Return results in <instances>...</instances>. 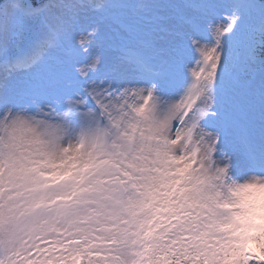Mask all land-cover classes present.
Instances as JSON below:
<instances>
[{
    "label": "snow or ice",
    "instance_id": "1",
    "mask_svg": "<svg viewBox=\"0 0 264 264\" xmlns=\"http://www.w3.org/2000/svg\"><path fill=\"white\" fill-rule=\"evenodd\" d=\"M0 264H264V0H0Z\"/></svg>",
    "mask_w": 264,
    "mask_h": 264
}]
</instances>
